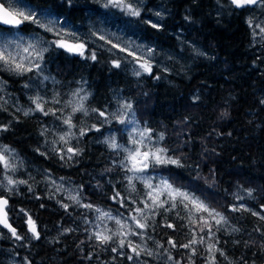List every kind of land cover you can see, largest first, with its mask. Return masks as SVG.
<instances>
[{"label": "trees", "instance_id": "1", "mask_svg": "<svg viewBox=\"0 0 264 264\" xmlns=\"http://www.w3.org/2000/svg\"><path fill=\"white\" fill-rule=\"evenodd\" d=\"M31 1L45 6L44 11L52 12L55 18L67 22L77 31L98 19L109 20L106 15L110 9L120 17L122 13L118 8L104 7V0ZM218 1L222 2L223 9L218 6ZM154 7L163 9L159 17L154 13ZM87 16L92 19L85 20ZM124 19L132 20L127 26L128 32L168 54L157 55L152 75L145 73L137 77L123 64L119 68L113 67L111 61L116 56L104 46L92 43L87 46L97 52L95 61L52 48L44 54L43 71L48 77L51 72H60L65 78L82 83L88 94L86 102L93 107L110 104L117 95L135 98V95L148 94L151 97L148 124L152 128H162L167 134L177 118L186 117V121H191L194 129L187 136L186 145L180 147L179 144L175 150L183 166L170 165L169 170L191 181L200 171L204 179H196L198 184L208 187L205 178L208 176L213 185L201 189L202 196L223 203L220 212L227 217L228 223L216 231L211 242L218 239L216 248L223 250L224 255L216 251L215 264H261L264 258V219H260L264 216V41L257 47L260 43L253 42L250 24L228 0H147L140 17L124 15ZM146 21L160 27L152 28ZM18 30L44 32L30 22H25ZM194 49L203 55H197ZM65 64L69 65L67 69L63 67ZM1 74L0 79H4L6 85L0 91V127L6 125L7 131H1L0 139L25 157L26 168L18 175L28 183L21 184L18 192L8 196V213L18 234L25 239L16 240L0 226L5 232L0 239V264H5L2 258L10 253V248L20 257H27L30 264H175L177 260L180 264H191L192 261L210 264L206 244L194 245V256L189 249L179 247L191 238L189 228L184 226L188 221L176 216V211H181L179 208L171 213L160 210L161 215L154 217V228L147 229L151 239L146 236L141 241L139 237H130L134 244H146L153 252L151 256L141 252L136 257L129 248L120 249L118 241L101 245L95 239L90 240L89 234L95 230L91 225L96 213L54 192L48 186L45 171L73 180L86 202L112 207L127 216L128 210L111 199L116 191L122 197L129 194L125 173L118 166L121 153L118 155L103 143L101 131H92L78 144L73 140L72 146L83 150L81 155L71 161L61 160L49 143L54 132L46 136L40 134L46 127L54 130L52 116L45 117L37 112L25 116L22 108L30 102L33 91L42 82L49 84L50 78L43 80L35 72L24 76L5 71ZM26 83L29 84L27 88L24 87ZM189 102L195 106L189 107ZM74 122L79 126L81 122L91 125L92 119L76 114ZM58 123L56 121L54 126ZM206 148L213 155L201 162L199 159ZM136 184L143 191V185ZM248 190H251V196ZM237 196L243 199L238 200ZM57 201L69 204V209L66 211ZM239 204H244L250 211L230 210L232 205ZM19 208L30 210L39 239L31 238L25 216L15 213ZM253 212L260 215H252ZM181 215H184L182 211ZM165 218L167 223L175 225V230L164 226ZM64 229L72 231L65 232ZM201 235L203 233L197 228L196 238ZM169 237L176 241V248L167 243ZM156 242L164 248H158ZM113 247L117 252L111 250ZM168 253L174 258L172 261L167 259ZM128 255H132L133 260H128Z\"/></svg>", "mask_w": 264, "mask_h": 264}, {"label": "snow or ice", "instance_id": "2", "mask_svg": "<svg viewBox=\"0 0 264 264\" xmlns=\"http://www.w3.org/2000/svg\"><path fill=\"white\" fill-rule=\"evenodd\" d=\"M71 3V0H68ZM232 5L237 8H242L248 5L264 6V0H230ZM104 7L118 8L127 16L140 17L143 7V0H105ZM158 17L161 13H155ZM30 22L37 25V27L43 29L47 33H51L54 39L46 40L38 34H34L31 38L26 39L23 35H17L14 40L0 41V70L13 73L18 76H24L27 73L35 72L41 74L44 70V54L50 49H63L69 53L79 55L86 59L95 61L97 59V52L90 50L87 46V42L81 39V36L76 31H65L61 26L58 19H48L47 22H43L33 11L27 13L20 11L18 13L10 10V7H5L4 3H0V24L9 25L15 27L18 31L19 25L24 22ZM152 28H159L160 25L151 21H146ZM249 24L251 22L249 21ZM260 28V32L264 33V27L257 25ZM91 35L95 36L96 33ZM106 36H114L112 33H106L99 35V40H104L105 44L111 45L107 51L111 52L113 56L116 53L112 52V49H118L120 53H126L125 56L118 57L111 61L112 66L121 67V60H127V57H132L128 63L133 66V75L139 77L143 74H153L154 50L147 46L134 45L124 43L121 46L119 37H116V42L113 43L112 39H106ZM194 51H196L194 49ZM197 55H203L196 51ZM166 70V69H165ZM159 79L158 76L155 77ZM48 76H43V80H48ZM31 80V77H29ZM6 82L0 81V91H3ZM25 88L29 87V84L24 85ZM83 89H77L71 93V97L63 99L59 92H55L51 98L46 99L44 96L36 94L29 96V100L34 105V108H29L23 112L25 116L30 113L39 112L43 116H53L56 121H59L57 129L51 130L47 127L41 131L42 136H46L50 132H54L57 139L51 141L53 145V152L59 156L61 160L71 161L73 157L79 156L82 153V149L79 147H73L71 145L72 140H76L77 144L80 139L85 137L89 132H100L104 125H112L113 123L123 125V129H113L112 134L105 138V143L110 149L116 151L119 155L124 153L122 158L118 161V166L125 173L124 179L127 181L126 189L128 196H121L119 191H116L111 199L118 203L120 207L128 210V215L125 217L123 213L113 215L111 211H104L95 205L88 203L83 204L81 202L80 193L73 194L72 191L66 190L63 184H57L56 180L52 179L49 175L47 179L51 183L55 192L67 191V199L73 203L84 207L86 209L93 210L98 215L96 220L99 221L95 225V230L89 234V239H95L99 244L106 245L114 241H118V247L124 249L129 248L136 257H139L141 252H146L147 255H153L150 249H147L146 244H134L130 237H139L141 241L145 240L147 236V229L154 228V217L161 215L160 210L163 213H171L178 208L184 213L181 215V211H176V216L188 223L184 225L189 228L190 239L187 243L179 245L184 249H189L192 255H196V248L194 245L206 244L207 251L210 256V264H215L216 251L220 252V255H224L223 250L217 249L216 244L219 240L216 239L215 243L211 242L215 239L216 231H220L225 224L228 223L227 217L216 208L211 207L200 197L194 193L184 190L181 187H176L173 183L169 182L167 177L162 175L153 176L149 174V170L155 172L157 166L175 165L182 167V163L179 157L170 156L169 149L161 144L164 140V133L154 134V130L145 126L140 128L138 121L135 118L133 111V105L130 101L119 102L115 112L108 113L106 110H100L93 108L91 111L96 113L99 120V127L96 124L88 126H79L74 122V117L77 113H82L84 116L89 115V110L85 107V101L88 99V94L84 93ZM2 99V97H0ZM7 103V101H5ZM264 103V101H262ZM52 105H62L59 108L48 107ZM65 109H70L65 113ZM20 111V109H17ZM57 113H60L58 115ZM103 118V119H100ZM0 131H7V126L0 127ZM122 131L127 132L128 140L127 144L130 147H126L117 140L115 132ZM47 142V141H46ZM62 144V148H56V144ZM14 149L7 145L0 146V175L3 176V180H0V187L5 188L11 192L17 184H27V180H16L10 173L17 171L18 165L16 164V157L13 155ZM44 155V153H41ZM23 161H20L22 166ZM111 171V169H109ZM130 173V175H129ZM63 180V178H61ZM155 181V182H154ZM136 182L143 185V191L137 188ZM29 190L31 186L29 185ZM248 195L251 196V190H248ZM236 199L240 200L243 197L237 196ZM61 204L66 211L70 205L57 201ZM133 205L134 207H130ZM9 197L0 195V226L7 229L11 233V236L16 240H24L25 236L18 234L17 229L9 223L8 217ZM43 207V205H42ZM264 207V206H262ZM230 210L237 211H250L244 204L232 205ZM20 213H23L26 217V224L28 231L32 234L31 238L39 239L40 234L37 231L35 221L31 215L26 212L25 209H20ZM252 215H260L257 212H253ZM260 219H264V216H260ZM152 220L153 223H149ZM105 221H112L115 228H110ZM131 221V223L129 222ZM214 221V224L212 223ZM85 223H88L85 219ZM193 225L196 228H193ZM165 227L175 230V225L166 222ZM215 227V231L213 228ZM198 228L200 233H203L196 238V229ZM65 232L72 231V229H64ZM207 237V240L205 239ZM147 239H151V236H147ZM157 243L158 248H164V245ZM167 243L172 248L177 247V243L171 237H169ZM113 252H117V248L111 249ZM165 252H168L165 249ZM121 255L124 253L121 252ZM132 255H128V260H133ZM167 259L172 261L174 258L170 253L167 255ZM191 261V256L189 257ZM30 264V262H29ZM175 264H180V261H175ZM191 264H195L194 261Z\"/></svg>", "mask_w": 264, "mask_h": 264}, {"label": "rangeland", "instance_id": "3", "mask_svg": "<svg viewBox=\"0 0 264 264\" xmlns=\"http://www.w3.org/2000/svg\"><path fill=\"white\" fill-rule=\"evenodd\" d=\"M13 11H15L16 13L23 11L25 13L29 12V11H33L43 22H47L48 19H57L53 16L52 12H47V11H34L32 8L28 7V1H25L27 3V6L22 2L23 0H3ZM105 2V0H104ZM143 5L147 3V0L144 1L143 0ZM222 2L218 1V6H220V8L223 9V5L220 4ZM153 8V7H151ZM154 9H156V11L154 13L157 12H161L162 10L154 7ZM121 10H119L120 12ZM153 11V10H152ZM148 13V12H147ZM105 14V13H104ZM121 17L119 16V14H116L113 10L110 9L108 15H106L108 17L109 20H99L98 21H93L88 23V25H85L82 27V29L80 31H77L75 29H73L72 27L68 26L66 23L67 22H63L60 19H58L60 21L61 26L64 28L65 31H76L80 34L81 39L87 42V45L89 43H92L93 45L97 46V45H101L104 46V48L108 49L111 47V45L109 44H105L104 40H99L98 37L99 35L102 34H106V33H112L114 34V36H106V39H112L113 43L116 42V37L120 38L121 46H123V44L129 43V44H134V45H142V46H147L150 47L154 50V59L152 60V64L154 67V64L156 63V57H158L157 55L159 53H161V57L164 55H168V54H163L161 52V50L155 48L153 45H151L150 43L146 42L144 39H140L139 37L135 36L133 33L128 32L127 30V26L131 25L132 20H126L124 19V15L125 13L122 12ZM121 19H120V18ZM92 19L91 16H87L85 18V20H89ZM245 19L251 22L250 26H251V32H252V40L253 42H263L264 41V33L260 32V28L257 27V25H260L261 27H264V6H259L256 5L254 7H252L250 10H246L245 12ZM34 26H37L35 24H33ZM33 28V27H32ZM92 33H96L95 36L91 35ZM34 34H38L39 36L43 37L46 40H52L54 39V37L52 36L51 33H47V32H43V31H39L36 32L34 31H27V32H20L19 30L17 31V29L15 28H7V29H3L0 28V41H4V40H14L16 39L17 35H23L26 39L31 38ZM257 45V44H256ZM262 44L260 43L259 45H257V47H261ZM112 52L116 53V58L118 57H122L125 56L126 53H120L118 51V49H112ZM115 58V59H116ZM132 57H127V60H121V64H123L124 66L128 67L131 72L133 73V66L132 64L128 63L129 60H132ZM65 69H67L69 67V65L65 64L63 66ZM161 68V66H160ZM56 68H54L55 70ZM69 70V69H68ZM1 71L4 70H0V76H2ZM6 73H9L7 71H5ZM52 75L49 76V80L50 83L47 84L45 82H42L41 85H39L34 91H33V95L39 94L41 96H44L46 99H49L48 97H52V95L55 92H59L61 94V97L63 99H67L71 97V93L76 91L77 89H83V92L81 93L82 95L84 93H86V90L83 87V84L78 82L77 80H75L74 78H65L64 77V73H53L51 72ZM13 74V73H12ZM42 76H47L48 74H46V72H42L41 74H39ZM61 76L64 78L62 79ZM0 81H4V79H0ZM6 85V84H5ZM4 85V86H5ZM51 92V93H49ZM9 97L6 94V100H8ZM11 101V100H10ZM118 101L119 102H125V101H130L133 105V111L135 113V118L138 121V125L140 128H143L145 126L151 128L154 130V134H158V133H164V140L161 142V144L165 147H167L169 149V155L170 156H176L175 154V150L177 149V146L180 144V147H183V145H186L184 143L187 142V136L190 135V131L192 129H194V124L187 120L186 121V117H180L177 118L175 123L173 124V128L169 131V134H167L166 132H164L162 130V128H152L149 126V116H148V109L150 108L151 105V97L149 98V95L146 93H143L141 95H135V98L132 96H124V95H117L115 98H113L112 102L110 104L104 105L103 107H93V106H89L87 104V102L85 101V107L89 110V117L92 119V124H96L97 126L99 125V120L97 119V115L96 113H93L91 110L93 108L96 109H100V110H106L108 113H112L115 112L117 107H118ZM189 107H194L195 105L192 104L191 102L188 103ZM62 107V105H53V108H59ZM23 111L29 109V108H34V105L30 102H28L27 104L23 105ZM68 111H70V109H65V113H67ZM39 115H42L41 113L37 112ZM31 114V113H30ZM58 115H60V113H57ZM77 115L79 116H83L82 113H77ZM103 119V118H100ZM52 120L53 122L51 123L53 125V129H57L59 123L57 126H54L56 120L55 118L52 116ZM81 126H88V124L81 122ZM124 126L123 125H119L116 123H113L112 125H104L101 128V137L103 138V141L105 140L106 137H108L110 134H112V130L113 129H123ZM1 133V131H0ZM115 135L117 136V140L119 143L124 144L126 147H130V145L127 144V140H128V135L127 132H122V131H118L115 132ZM57 139V136H52V138H50V144L51 141ZM196 139V138H195ZM197 140V139H196ZM198 141V140H197ZM194 142V141H193ZM193 142L191 144V150H193ZM201 143V141H200ZM73 144V140L71 141V145ZM190 144V143H189ZM188 144V145H189ZM3 145H7L10 148L14 149V156L17 158L16 159V164L18 165L17 167V171L15 173H10V175L13 176L14 179L16 180H24L23 177L18 175V172L20 170H24L26 168V162L24 160V156L21 155L18 150L16 148H14L11 144L3 141L0 139V146ZM60 145V148L63 147L62 144H56L55 147L58 148V146ZM211 150L209 148H206L205 150L203 149L202 151V156L200 157V161L204 162L205 160L211 158V156L213 154H211ZM121 155L123 156L124 153L121 152ZM209 156V157H208ZM20 161H23L22 166L20 165ZM170 165H166V166H157L155 172H152L151 169L149 170V174L156 176L158 175H162L164 177H167L169 179V182L173 183L176 187H181L186 191L192 192L194 193L196 196L200 197L201 200H204L206 203H211L209 204L211 207L216 208L218 211H221V206L223 205V203L218 202L212 198H204L201 194V191L203 192V188H211V183H210V178L207 176L205 177L208 181V187H203L201 185L198 184V182L196 181V179H204L202 173L200 171H198V177L194 180H185L182 177L176 176L174 174H172L170 172ZM45 178L47 180L48 186L53 188L51 183L49 182V180L47 179V177L50 175L52 179L56 180L57 184H63L64 189L66 190H70L73 192V194H76V192L80 193V198H81V202H85L86 204L91 203V202H86L84 195L82 194L80 188L78 185H76L74 183L73 180L71 179H64L61 180L62 177H57L55 175H51L50 173H48L47 171ZM206 173L208 174L209 171H206ZM130 175V173H129ZM202 177V178H201ZM0 180H3V176L0 175ZM155 182V181H154ZM21 184H17L15 186V188L9 192L7 191L5 188L0 187V191H3V194H5L7 197L9 195H12L16 192H18L19 188ZM195 186H198V188H196ZM201 190V191H200ZM53 191L55 192V189L53 188ZM58 194L63 195V198H65L67 200V191L65 192H59ZM69 200V199H68ZM71 201V200H69ZM93 205H95L96 207L101 208L104 211H111L113 215H118L119 213H122L119 210H115L112 207H106L104 205H98V204H94L91 203ZM20 209H25L26 212H28L30 215V210L27 208H19L15 210V213H19L20 216L23 215L25 216L23 213H20L19 210ZM98 214L96 213V216ZM96 216H94V218L92 219V225L91 226H95L97 223H99V221H96ZM125 216V215H124ZM32 217V216H31ZM126 217V216H125ZM25 220H27V217H24ZM13 219V218H12ZM96 221V223H95ZM131 223V221H129ZM104 223H106L110 228H115V225L112 221H105ZM5 235V232L3 230L0 229V239H2V237ZM5 252H8L7 250H5ZM2 254H0L1 257ZM4 260L5 264H29V260L27 257L21 255V257L17 254H15V252H13L12 248H10V253H6L4 254V257L2 258Z\"/></svg>", "mask_w": 264, "mask_h": 264}, {"label": "flooded vegetation", "instance_id": "4", "mask_svg": "<svg viewBox=\"0 0 264 264\" xmlns=\"http://www.w3.org/2000/svg\"><path fill=\"white\" fill-rule=\"evenodd\" d=\"M25 1H28V7L29 8H32L34 11H42V10H46L45 6H42L40 5L39 3H34L33 1L31 0H25ZM24 0L22 1L26 6H27V3L25 2ZM230 2V0H228ZM231 3V2H230ZM231 6L235 9L236 12H239L241 17H244L245 16V12L246 10H250L252 7L256 6V5H252V6H245V7H242V8H237L235 5H232ZM25 24V22H24ZM104 48V47H103Z\"/></svg>", "mask_w": 264, "mask_h": 264}, {"label": "water", "instance_id": "5", "mask_svg": "<svg viewBox=\"0 0 264 264\" xmlns=\"http://www.w3.org/2000/svg\"><path fill=\"white\" fill-rule=\"evenodd\" d=\"M0 3H3V1L2 0H0ZM5 7H8L7 5H5ZM11 10V9H10ZM12 11V10H11ZM3 25V24H2ZM22 25V24H21ZM0 195H4L5 196V194H0ZM8 217H9V215H8ZM9 223H11L12 224V226H14L13 225V223H12V221L10 220V217H9ZM261 264H264V258H263V261L261 262Z\"/></svg>", "mask_w": 264, "mask_h": 264}]
</instances>
